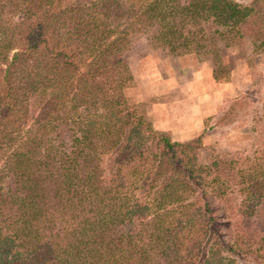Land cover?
I'll use <instances>...</instances> for the list:
<instances>
[{"label": "trees", "instance_id": "16d2710c", "mask_svg": "<svg viewBox=\"0 0 264 264\" xmlns=\"http://www.w3.org/2000/svg\"><path fill=\"white\" fill-rule=\"evenodd\" d=\"M208 60L264 51V0H0V264H264V145L197 148L264 122L261 74L186 139L125 89L131 37Z\"/></svg>", "mask_w": 264, "mask_h": 264}, {"label": "rangeland", "instance_id": "374dc122", "mask_svg": "<svg viewBox=\"0 0 264 264\" xmlns=\"http://www.w3.org/2000/svg\"><path fill=\"white\" fill-rule=\"evenodd\" d=\"M124 56L132 75L125 89L128 99L140 104L154 128L172 138L186 139L200 131L206 125L203 119L217 113L223 98L247 87L252 71L261 74L259 97L264 114V51L253 54L245 43L223 49V65L216 77L208 60H199L192 52L168 53L151 46L141 34L131 37ZM208 125L197 148L199 162L206 161L211 144L247 151L255 143L264 145V122L256 130L243 120L219 124L211 119Z\"/></svg>", "mask_w": 264, "mask_h": 264}]
</instances>
